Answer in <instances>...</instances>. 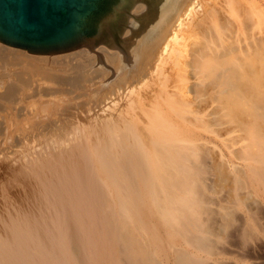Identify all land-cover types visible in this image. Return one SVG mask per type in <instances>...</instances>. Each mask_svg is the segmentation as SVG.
<instances>
[{"label": "bare ground", "instance_id": "6f19581e", "mask_svg": "<svg viewBox=\"0 0 264 264\" xmlns=\"http://www.w3.org/2000/svg\"><path fill=\"white\" fill-rule=\"evenodd\" d=\"M260 19V0H120L84 46L0 40V186L19 205L0 264H264V37L241 41ZM228 123L222 160L205 134Z\"/></svg>", "mask_w": 264, "mask_h": 264}, {"label": "water", "instance_id": "95a60500", "mask_svg": "<svg viewBox=\"0 0 264 264\" xmlns=\"http://www.w3.org/2000/svg\"><path fill=\"white\" fill-rule=\"evenodd\" d=\"M119 0H0V40L33 53L84 46Z\"/></svg>", "mask_w": 264, "mask_h": 264}, {"label": "rangeland", "instance_id": "374dc122", "mask_svg": "<svg viewBox=\"0 0 264 264\" xmlns=\"http://www.w3.org/2000/svg\"><path fill=\"white\" fill-rule=\"evenodd\" d=\"M218 6L221 8V10L219 11V13L221 15H223V14L225 15L226 14V16L229 17L230 20L233 21V24L231 26V29L237 31L239 29L240 22H239V19L236 17V15H232L230 12L224 11V8L220 4H218ZM260 9L264 12V0H260ZM201 13H202V9L200 10V14ZM249 22H251V20ZM255 33H257V35H260V37H264V21H262L261 19H260V29H258L257 27L248 28L245 32L242 33V40L241 41H243V43L245 45H247L249 42L251 43V41H252V34H255ZM172 54L173 53H171V54L168 55L170 59L173 58V55ZM200 104L204 107L207 104V102H206V100H204ZM211 109H212V106H209L206 109H204L203 112L204 113H207ZM232 125L233 124H231V123L226 124L225 128L222 129L223 130V133H221L222 137L217 136V134H214L212 132H209V133H206L205 134L206 137L211 138V140H212V142L209 143V147L211 148V150L213 151V153L214 154H218L219 157L220 156L222 157V155H221V152L222 151H224L226 153L225 155H231V150H228V148L226 147V145H225L224 142H227L228 144H231V138L232 137L240 138L239 131H232L231 130L230 133H227L226 132V128L227 127H231ZM223 139H226V141H223ZM235 145L236 146H234V148H236L240 144H235ZM1 156H4V155H0V158H1ZM2 159H3V157L0 159V163L2 162ZM222 160H223V157H222ZM235 161L237 163L240 162L239 159H235ZM2 172H3V169H2V167H0V177L3 174ZM0 180H1V178H0ZM2 192L3 191H2V188L0 186V217L2 215H4V214L6 215V213L8 211L17 212V210H18V207L17 206H19L18 204L17 205L16 204L11 205L10 203H6L4 201V196L2 195ZM259 250L262 251V252H260ZM258 252H259V254H257ZM255 254H257L259 256V258H258L259 260L257 259V255H254L253 254L254 257H256L255 259L260 262L261 261L260 259H263V256H264V248H262V249L258 248L256 250V253ZM263 261H264V259H263ZM261 263H263V262L261 261ZM261 263H259V264H261Z\"/></svg>", "mask_w": 264, "mask_h": 264}]
</instances>
